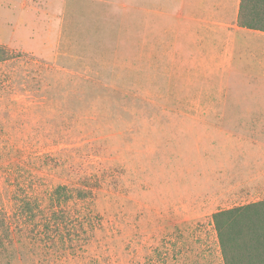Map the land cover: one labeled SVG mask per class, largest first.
Segmentation results:
<instances>
[{"label":"rangeland","instance_id":"rangeland-1","mask_svg":"<svg viewBox=\"0 0 264 264\" xmlns=\"http://www.w3.org/2000/svg\"><path fill=\"white\" fill-rule=\"evenodd\" d=\"M23 1L0 0V264H224L214 214L264 194L225 118L200 113L224 86L175 63L170 0ZM58 186L84 190L61 208L91 220L62 258L18 211L52 210Z\"/></svg>","mask_w":264,"mask_h":264},{"label":"crops","instance_id":"crops-1","mask_svg":"<svg viewBox=\"0 0 264 264\" xmlns=\"http://www.w3.org/2000/svg\"><path fill=\"white\" fill-rule=\"evenodd\" d=\"M34 3L24 0L22 6ZM169 5L177 66L206 67L210 82L224 86L222 106L201 115L225 118L231 163L242 167L247 189L264 194V0H170Z\"/></svg>","mask_w":264,"mask_h":264},{"label":"trees","instance_id":"trees-1","mask_svg":"<svg viewBox=\"0 0 264 264\" xmlns=\"http://www.w3.org/2000/svg\"><path fill=\"white\" fill-rule=\"evenodd\" d=\"M241 25L246 26L242 21ZM4 53L0 47V55ZM74 192H77L76 196ZM84 193V190L58 186L51 194L53 207L48 212L42 209L40 202L34 208L30 199L19 201V227L28 232L33 223L34 237L45 245L56 246L60 258L70 252L76 253V249L82 247V244L75 246L74 236L80 234L78 227L88 235L85 223L91 220L86 215L71 216L61 207L74 198L85 200ZM56 204L59 210H56ZM213 221L224 264H264V201L219 211L214 214ZM6 231L10 232V228ZM3 245L0 251L6 248V244Z\"/></svg>","mask_w":264,"mask_h":264}]
</instances>
